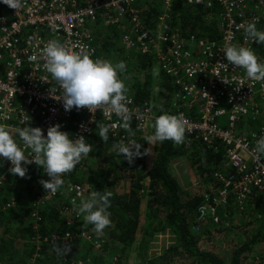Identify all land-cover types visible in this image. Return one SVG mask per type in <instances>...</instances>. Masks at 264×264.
Wrapping results in <instances>:
<instances>
[{"label": "built area", "instance_id": "built-area-1", "mask_svg": "<svg viewBox=\"0 0 264 264\" xmlns=\"http://www.w3.org/2000/svg\"><path fill=\"white\" fill-rule=\"evenodd\" d=\"M85 1L21 0L23 6L17 11L0 0V126L15 132L17 128L31 125L40 127L46 136L49 126L59 124L63 129L72 120L71 138L83 135L88 143L101 118L104 125L113 126L109 134L116 142L136 140L119 127L120 117L104 108L93 113L87 108L77 110L75 107L65 111L62 101L50 95V90L57 96L61 90L46 71L40 56L46 43L57 40L72 51L87 52L92 59H101L94 44V25L101 20L106 26H122V47L156 56L160 68L176 84L171 108L173 115L185 119L186 133L208 147L224 148L223 171H216L213 175L221 185L214 194L202 195L204 203L198 208L195 229L199 230L206 222L220 225L223 222L220 206L233 205L240 212H246L254 197L264 204V155L254 151L256 139L264 135V81L249 79L246 71L228 62L223 52L229 43L243 46L252 49L258 62L264 63L261 52L264 44L246 38L243 27L254 22L258 30L264 31V0H186L212 12L218 11L220 36L217 39L185 34L181 27L174 25L171 22L173 0H150L159 2L160 9L154 32L145 23L141 0H102L98 4L83 5L84 18L80 21L77 12ZM29 28L33 29L31 35L26 33ZM29 57L35 59L29 61ZM118 76L121 79L120 74ZM126 96L127 107L133 114L131 126L139 134L148 136L158 116L149 101L139 104L128 91ZM245 121L256 125L248 127ZM16 141L23 147L18 134ZM25 151L27 154L30 149ZM0 165L3 168L0 172L2 186L12 174L9 172L10 161L0 158ZM92 191L95 190L83 183L68 185L66 192L70 203L60 207L69 222L81 217L71 201L75 199L79 204ZM55 194H39L33 201V216L39 218V208ZM12 204L13 201L9 206ZM94 237L87 230L75 228L65 233L56 230L44 237L33 235L32 241L43 239L63 244L65 240L83 239L94 245ZM36 256L35 252L32 263ZM260 264H264V255Z\"/></svg>", "mask_w": 264, "mask_h": 264}, {"label": "trees", "instance_id": "trees-1", "mask_svg": "<svg viewBox=\"0 0 264 264\" xmlns=\"http://www.w3.org/2000/svg\"><path fill=\"white\" fill-rule=\"evenodd\" d=\"M141 4L144 9L145 23L154 32L155 19L160 11L159 2L141 0ZM173 5L174 12L171 22L181 27L183 31L185 30L186 34L194 33L206 39L219 38L218 14L208 18L209 9L189 4L186 0H173ZM106 27L101 20L94 25L96 36L94 44L98 56L110 61L113 65L124 62L125 69L118 74L123 78L127 91L139 104L149 101L157 116L164 113L173 115L171 104L177 88L170 75L160 68L158 89L155 94L153 81L155 56L143 55L137 50H128L131 51L128 52L127 49L114 46ZM32 32V28L26 31L28 35ZM118 38L119 33L116 39ZM127 52L130 53L131 58ZM261 52L264 56V46ZM101 123L102 119L99 118L96 125ZM153 124L149 135L154 134ZM73 129L74 125L71 120L69 125L61 130L68 132L71 137ZM94 129L93 137L89 141L92 144L101 140L97 133L99 128L95 126ZM132 129L135 132L136 141L141 144L140 151L143 152L145 148L149 151L151 145L144 141L147 136L139 134L133 127ZM10 132L14 137L16 136L15 132ZM108 136L107 143L111 145L116 143L109 133ZM99 155L96 158L95 167L89 172L91 179L97 182L94 184L95 188L104 189L121 179L129 181V189L126 192L121 194L112 192L108 208L111 231L109 239L104 241L105 252L97 251V248L88 241L73 239L67 241L71 245V252L58 255L53 249L54 245L59 243L45 242L43 239L32 241L33 235L44 237L56 230L65 233L75 228L87 230L91 235L97 236L93 231V225L77 224L76 219L74 222H69L60 207L62 204L70 203L66 192L68 185L75 182L81 183L84 180L81 167H85V160L82 158L83 161H80L71 173L65 174L64 186L57 191L53 199L39 208V218L33 216L35 210L33 201L39 194L46 192L39 181L50 179L43 169L35 164L26 165V175L30 178L11 175L9 181L0 186V264H123L122 259L126 261L135 246L144 197L149 198L146 214L149 220L147 228L151 231H159L162 228L160 227L162 221L152 226L154 221L151 217L158 213L159 208L163 209L165 227L174 233L176 244L161 253H151L146 241L139 243L132 264H173L175 255L191 258L192 263L198 259L205 264H246L248 255L258 243L264 240V221H262L255 232L238 241L231 250L232 254L228 261L221 255L200 246V240L211 228L207 226L216 224L206 222L199 230L195 229L197 223L195 218L198 215L199 206L204 203V198L192 193L190 187L195 182L188 172L197 168L198 176L204 182H212L213 186L218 188L221 183L216 181L213 175L216 171H223L226 161L223 146H218L217 149L208 147L199 140H193L189 134L185 133L184 142L178 145L171 140L156 142L155 156L151 162H149L148 154L135 157L134 162L129 164L122 155H117L114 149L99 152ZM2 171L3 168L0 165V172ZM209 193L214 194V188L209 190ZM11 201L13 204L9 206ZM254 201L263 212L264 204L257 197H254L250 204ZM250 204L247 211L252 209ZM232 208L233 205L220 206L219 212L220 214L221 212L226 213ZM109 243L112 246H109ZM35 252L37 256L32 263V256ZM262 254L264 255V251ZM109 256L112 258L115 256L116 260L107 261Z\"/></svg>", "mask_w": 264, "mask_h": 264}, {"label": "clouds", "instance_id": "clouds-1", "mask_svg": "<svg viewBox=\"0 0 264 264\" xmlns=\"http://www.w3.org/2000/svg\"><path fill=\"white\" fill-rule=\"evenodd\" d=\"M2 2L17 11L23 6L21 0H2ZM214 14L217 15L218 11L214 10L210 18ZM243 27L246 38H251L258 44H264V31L258 30L254 22ZM223 52L228 62L246 71L249 79L264 81V63L258 62L252 49L229 43ZM40 56L45 62L46 71L51 74L61 90L58 96L53 95L50 90V95L53 99L62 101L65 111H70L75 107L77 110L87 108L93 113L97 109L104 108L120 117L119 127L125 130L130 137L135 136L131 126L133 114L126 104L127 89L123 78L119 79L118 76V72L125 69L123 61L113 65L108 60L99 58L94 60L87 52L72 51L57 40L46 43ZM34 59L35 57H29V61ZM223 82L228 84L225 80ZM154 93L157 92L154 91ZM96 127L99 128L97 133L100 139L107 142L109 129L113 126L101 123ZM153 128L154 134L144 138L148 145L167 140L178 145L185 140L186 121L181 115L161 114L155 118ZM15 132L22 141L23 147L17 143L9 129L0 126V158L10 161L9 172L13 176L30 178L26 175V165L33 163L43 169L50 178L39 181L46 193H57L64 186L63 175L71 173L81 159L92 152V145L86 142L83 135L73 139L68 132L61 130L59 124L49 126L46 136L40 127L31 125L17 128ZM253 135L255 137V134ZM112 148L129 164L134 162L135 157L150 154L148 148L141 152V144L135 139L127 143L120 140L114 143ZM25 149H30V151L26 154ZM254 151L258 155H264V135L256 139ZM112 195L110 191L96 190L92 191L89 197L82 198L79 204L75 199L71 201L73 209L78 215L83 216V222L93 225V231L97 236H102L104 229L111 225L108 208ZM70 247L71 245L65 240L63 244H55L53 250L58 255H65L70 251Z\"/></svg>", "mask_w": 264, "mask_h": 264}, {"label": "rangeland", "instance_id": "rangeland-1", "mask_svg": "<svg viewBox=\"0 0 264 264\" xmlns=\"http://www.w3.org/2000/svg\"><path fill=\"white\" fill-rule=\"evenodd\" d=\"M106 28L109 32V38H110L111 43L114 46L120 47V49H124L122 47L120 38L119 40L116 39L119 32L121 36L123 27L121 26V27L115 28V27L107 26ZM128 52H131V51H128ZM128 55H129V58H131L130 53H128ZM154 65H155L154 66V77H153L154 87H155L154 91L157 92L158 74L160 71V65H159V61L157 60V58L155 59ZM245 125L248 127H255L256 124L251 121H245ZM93 134H91V137H93ZM91 137H89V141ZM14 138L15 139L17 138V134ZM189 142L191 144V141ZM89 144L92 145V152L89 154V156L83 158L85 160V167H81L82 168L81 174L84 180L81 183L85 184L90 189H94L95 191L96 190L105 191L109 189V191L115 192L117 194L126 192L129 189V183H128L129 181L127 182L124 179L118 180L117 183H114L111 186H107L104 189L95 188L94 184L97 182L91 179V175L89 174V172L95 167L96 158L100 156L99 152H102L104 150L113 151V148L111 144L107 142H103L102 140H99L93 144L89 142ZM155 144L156 142L154 144H151L149 148V152H150V154L148 155L149 162H151L155 156ZM83 159H81V161H83ZM193 168H196V167H193ZM196 169L190 170L188 172V175H190V178H192L193 181L195 182L190 187L192 193L199 194L202 197L204 193H209V190L213 188L216 191L217 188L213 186L212 182H204L198 176ZM148 200L149 198L147 197H144L143 199L140 220H139L138 228L136 231L135 246L134 248H132L128 259L126 261L122 259L123 264L133 263L135 259V254L138 251L137 245L144 241L148 243L147 245L151 253H161L165 249L176 244V238L174 236V233L170 229L165 227L163 209L159 208L158 213L151 217V220L154 221V225L153 224L151 225L152 226L158 225V221H162V225H160V227L162 228L159 231H154V230L151 231L147 228L148 226L147 222L149 221L146 216ZM250 207H252L251 211H247V212H240L234 206L230 211L228 210L226 213L221 212L223 222L220 225L210 224L207 226L211 228L208 229V233L205 234L200 240L201 248L206 249V250H211L212 252L221 255L224 259H226V261H228L232 254L231 250L236 246L238 241L240 239H245L246 237L251 235L253 232H255L256 229L260 226L261 222L264 221V211L263 212L260 211L258 204H256L255 201L250 204ZM196 218H195V221H196ZM76 222L77 224L84 223L83 216L81 215L79 220H77ZM110 231H111V227L108 226L104 229V234L102 236H98L99 238L95 236L93 238V242H94L95 247L97 248V251L105 252L106 247L104 246V241L105 239L106 240L109 239ZM151 232H152V235H151ZM149 235H151V237H148ZM108 245L112 246L110 243ZM263 251H264V240L258 243L255 246L254 250L248 255L246 264H250L252 262L253 264H260L261 259L259 260V258L263 256L262 254ZM69 252H71V249ZM256 257H259V258H256ZM110 259L113 262L115 261L116 257L113 256L112 258V256H109L107 261ZM173 264H205V263H201L198 259H196L194 263H192L191 258H186L185 256H181V255H175L173 257Z\"/></svg>", "mask_w": 264, "mask_h": 264}, {"label": "bare ground", "instance_id": "bare-ground-1", "mask_svg": "<svg viewBox=\"0 0 264 264\" xmlns=\"http://www.w3.org/2000/svg\"><path fill=\"white\" fill-rule=\"evenodd\" d=\"M102 0H99V1H91V0H88V1H85L84 3H82V5L79 7V9H78V16H79V20L80 21H82L83 20V18H84V16L82 17V12H81V9H83L82 8V6L83 5H86V4H89L88 6H90V5H93V4H98V3H100ZM185 31V30H184ZM187 32V31H186ZM186 34V33H185ZM194 33H189V35H193ZM176 85V84H175ZM176 88H177V86H176Z\"/></svg>", "mask_w": 264, "mask_h": 264}]
</instances>
